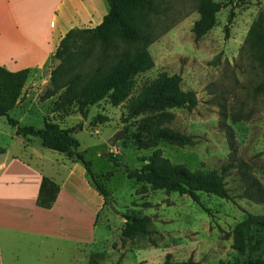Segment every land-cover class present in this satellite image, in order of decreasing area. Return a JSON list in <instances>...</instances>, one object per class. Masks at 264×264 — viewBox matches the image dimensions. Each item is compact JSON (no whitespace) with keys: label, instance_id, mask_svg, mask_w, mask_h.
<instances>
[{"label":"rangeland","instance_id":"1","mask_svg":"<svg viewBox=\"0 0 264 264\" xmlns=\"http://www.w3.org/2000/svg\"><path fill=\"white\" fill-rule=\"evenodd\" d=\"M215 1L227 5L217 13L213 28L195 40L191 29L198 19L199 0H154L160 13L143 20L144 29L155 37L148 48L154 66L134 77L132 90V95L137 94L142 84L159 73L179 74L182 89L192 90L198 103L191 110L170 109L173 118L168 126L193 136L194 144L178 147L158 142L154 148L138 149L133 134L141 120L155 112L129 119L126 101L113 106L105 98L90 106L83 117L76 104L63 106L59 94L47 97L50 76L47 86L31 98L35 105L21 125L41 129L45 117L63 128L81 124L73 134L80 144L78 151L91 162L93 172L109 192L108 202L96 219L95 241L76 248L54 243L52 254L42 264H163L167 254L172 262L190 258L194 264H233L239 258L224 233L246 213L264 215V204L241 197L236 169L225 177L233 201L199 193L197 204L187 195L152 190L128 179L124 168H141L159 149L172 163L194 172L220 170L230 161L225 128L229 125L235 156L247 162L264 185V91H256L264 79V66L254 60L245 44L252 23L259 17L264 21V0ZM103 6L108 9L104 0ZM52 58L53 69L59 60ZM119 131L124 139L110 147L107 140ZM33 139L34 148L46 159L62 156L42 147L38 137ZM124 214L149 216L151 234L124 239Z\"/></svg>","mask_w":264,"mask_h":264},{"label":"trees","instance_id":"2","mask_svg":"<svg viewBox=\"0 0 264 264\" xmlns=\"http://www.w3.org/2000/svg\"><path fill=\"white\" fill-rule=\"evenodd\" d=\"M108 12L101 24L92 29L69 31L59 42L53 57L59 64L50 73V89L47 97L59 94L63 106L76 104L79 115L85 117L88 108L108 98L113 106L127 102L129 119L145 113L155 112L153 116L141 120L133 143L138 149H149L158 142L184 147L194 144V137L170 128L168 123L173 108L196 107L198 100L192 90H183L179 74L159 73L154 79L145 82L137 94L132 95L134 77L153 68L154 61L148 50L155 37L147 32L143 20L158 15L160 10L154 0H104ZM226 3L215 0H199L198 19L194 21L192 33L195 40L200 39L213 28L217 13ZM246 46L254 60L264 66V21L257 18L250 26ZM30 74L29 69L9 71L0 66V117H5L10 126L16 128L17 135L38 137L41 145L66 157L75 158L85 167L93 187L102 195L104 204L108 202L109 192L98 180L92 170L91 162L78 151L79 141L73 135L81 127L63 128L57 122L45 117L43 127L20 125L9 117L16 106ZM257 92L264 91V79L257 86ZM231 149L230 161L220 170L194 172L183 164L172 163L155 149L141 168L130 169L125 166L128 179L148 185L152 190H164L189 196L200 204L199 193L212 194L227 201H233L226 187L225 177L232 169L237 170L241 183V197L255 203L264 204V185L255 176L247 162L234 154L233 134L225 125ZM115 165L118 163L115 161ZM59 192V185L48 177H43L39 187L37 205L50 208ZM122 230L124 239L137 235H150L151 218L147 215L124 214ZM224 239L231 240V249L238 259L233 264H264V215L246 213V217L224 233ZM163 264H194L192 259L172 262L167 254Z\"/></svg>","mask_w":264,"mask_h":264},{"label":"crops","instance_id":"3","mask_svg":"<svg viewBox=\"0 0 264 264\" xmlns=\"http://www.w3.org/2000/svg\"><path fill=\"white\" fill-rule=\"evenodd\" d=\"M107 12L103 0H0V66L30 70L10 118L21 125L32 113L31 98L47 86L60 40L98 26ZM33 140L0 117V264H42L54 243L76 248L95 241L104 199L85 167L62 153L46 159ZM43 177L59 185L48 209L37 205Z\"/></svg>","mask_w":264,"mask_h":264},{"label":"water","instance_id":"4","mask_svg":"<svg viewBox=\"0 0 264 264\" xmlns=\"http://www.w3.org/2000/svg\"><path fill=\"white\" fill-rule=\"evenodd\" d=\"M125 135L124 133L122 132H117L116 134H114L111 138H109L107 140V144L110 146V147H114L115 143L118 141V140H121V139H124Z\"/></svg>","mask_w":264,"mask_h":264}]
</instances>
